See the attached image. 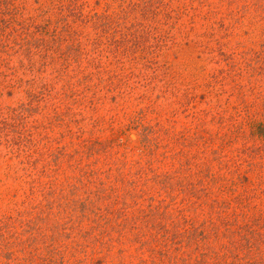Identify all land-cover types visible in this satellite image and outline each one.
I'll return each mask as SVG.
<instances>
[{"label": "rangeland", "instance_id": "rangeland-1", "mask_svg": "<svg viewBox=\"0 0 264 264\" xmlns=\"http://www.w3.org/2000/svg\"><path fill=\"white\" fill-rule=\"evenodd\" d=\"M74 1L76 31L60 45H74L76 60L67 59L71 69L63 71L42 53L57 31L51 30L56 13L50 9L58 0H0V17L12 12L13 19L0 25V264L24 259L17 247L27 245L34 230L49 238L57 225L89 226L82 211L92 216L110 206L112 185L122 191L143 182L161 200L166 171L176 169L183 180L219 171L208 140L217 144L224 132L258 160L254 172L241 168V180L257 187L251 204L240 208L264 210V0H141L148 15L130 18L117 15L133 0ZM92 13L113 15L116 23L81 26L77 17ZM47 51L59 59V49ZM159 126L161 136L151 134L148 147L170 157L151 171L146 161L154 154L139 146V134ZM30 147L50 167L52 176L41 179L68 200L63 207L52 196L44 198L49 206L38 202L40 196L31 199L35 191L24 162ZM142 165L146 174L138 181ZM178 179L163 187L174 213L185 196ZM185 212L183 223L191 225L186 237H200L208 216ZM247 224L257 230L263 222L254 217ZM77 231L76 241L83 239Z\"/></svg>", "mask_w": 264, "mask_h": 264}, {"label": "trees", "instance_id": "trees-1", "mask_svg": "<svg viewBox=\"0 0 264 264\" xmlns=\"http://www.w3.org/2000/svg\"><path fill=\"white\" fill-rule=\"evenodd\" d=\"M127 4L128 6L120 7L123 14L117 16L130 18L131 15L136 16L140 12H145V16L148 15L143 1L133 0L128 1ZM53 7L50 10L56 13V24L51 30L57 31L49 34L51 45H45L42 53L54 66L62 65L61 69L68 71L71 68L67 66L69 65L67 59L76 60V49L74 45L60 44L68 33L76 31V1L58 0V4L55 3ZM8 10L10 12L9 5ZM0 11L3 12V10ZM11 15L12 12L9 18L13 20ZM99 16L100 14L92 13L89 17L80 15L77 18L83 22L81 26L89 25L100 29L106 28L110 23H116L112 19L113 15ZM9 18L0 17V25L2 23L4 26L11 25ZM44 29L49 30V28ZM61 31H67L64 37ZM135 36L133 35V38ZM50 47L53 52L59 49L60 61L54 53L51 58L49 57L51 53L47 50ZM43 63L46 61L44 60ZM74 72H76L75 69ZM69 85H72V82L67 86ZM145 112L143 116L146 115ZM160 131V126L151 127L150 133L140 132L139 134V146L142 148L144 146L146 151L154 155L148 156L147 168L146 165H142L141 170L138 169V181L140 173L146 174L145 168L152 171L156 163L165 164L163 158L165 160L168 155L170 157V154L160 155L161 151L158 147H148L151 142L149 136L151 134L161 136ZM259 134L264 135V131ZM234 141L235 139L228 138L227 132L222 134L217 144L208 140L210 149L219 162V171L208 170L197 179H194L191 174L188 180H183L186 175H181L176 169L163 173L167 181L161 187L162 189H158V194L164 195L161 200L156 199L154 193L148 190L151 186L147 188L142 186L143 182L139 185L133 183L130 187H123L122 191L119 187L110 186L109 191H114L113 203L110 206H107L104 211L95 212L96 215L93 213L92 216L87 211H82L81 217L88 219L89 226L85 227L81 224L77 226L70 223H64L62 227L57 225L53 227L49 238H45L44 234L36 235L34 230V235L28 238L27 245H18V251L22 254L24 249L26 257L23 259L20 256V260L16 263L22 264L24 260L27 264H96V262L108 264L111 261L114 264H252L255 260L259 264H264V210L249 214L248 211L240 208L251 204L255 196L253 188L257 187L250 185L246 180H241V168L245 164L244 168L247 166V171L254 172L258 167V160L248 156L246 148H237ZM28 145L31 146L30 143ZM25 156L27 160L25 159L24 162L32 176V190L35 191L31 199L37 200L40 196L38 202L43 201L44 205L49 206L45 199L52 196V202L56 199L55 201H59L57 206L63 207L68 200L57 192L56 187L46 185L48 181L42 182V176H52L47 162L42 163L43 158L39 153L33 152L31 147ZM154 176L157 178L156 183L162 181L159 174ZM173 177L185 183L183 188H180V192H184L185 196L182 198V205L175 208V213L169 211L173 206L171 201L165 198L168 190L163 188L171 187ZM124 178L123 176L119 180L126 184L127 180ZM74 187L76 188V181ZM109 191H105L107 204L111 197ZM146 199H149L148 203L144 202ZM190 209L194 210L196 219H199L202 213L208 216V225L201 227L203 234L200 237H186L191 225L189 222L188 225L183 223V218L186 222L185 210ZM34 217L38 220L43 218L40 214H35ZM254 217L261 218L263 225L260 229L255 230L247 224ZM76 227L77 234L83 238L78 241H76ZM37 228L33 227L32 230ZM241 229L244 231L241 232ZM224 237L227 238L225 241L229 242L227 243L228 251L224 248L226 246ZM239 250H244L245 253L238 255ZM125 253L130 257L127 262L124 259ZM192 254L197 258L194 259ZM97 259L100 260L97 261Z\"/></svg>", "mask_w": 264, "mask_h": 264}]
</instances>
